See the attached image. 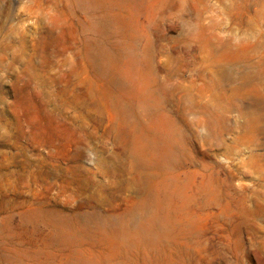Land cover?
Masks as SVG:
<instances>
[{"label": "rangeland", "instance_id": "1", "mask_svg": "<svg viewBox=\"0 0 264 264\" xmlns=\"http://www.w3.org/2000/svg\"><path fill=\"white\" fill-rule=\"evenodd\" d=\"M0 264H264V0H0Z\"/></svg>", "mask_w": 264, "mask_h": 264}, {"label": "bare ground", "instance_id": "2", "mask_svg": "<svg viewBox=\"0 0 264 264\" xmlns=\"http://www.w3.org/2000/svg\"><path fill=\"white\" fill-rule=\"evenodd\" d=\"M153 149L160 151L159 160L169 161L176 156V148L171 146L167 136H157L152 142ZM190 203V198L182 186L169 189L163 200L158 202V212L133 222L127 229L126 243L137 246H159L165 242L182 222L179 213Z\"/></svg>", "mask_w": 264, "mask_h": 264}]
</instances>
